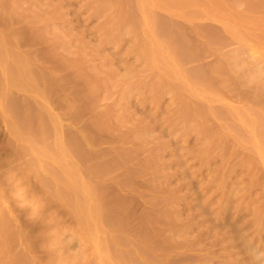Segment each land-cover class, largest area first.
I'll return each instance as SVG.
<instances>
[{"label":"rangeland","instance_id":"rangeland-1","mask_svg":"<svg viewBox=\"0 0 264 264\" xmlns=\"http://www.w3.org/2000/svg\"><path fill=\"white\" fill-rule=\"evenodd\" d=\"M263 141L264 0H0V264H264Z\"/></svg>","mask_w":264,"mask_h":264},{"label":"bare ground","instance_id":"bare-ground-1","mask_svg":"<svg viewBox=\"0 0 264 264\" xmlns=\"http://www.w3.org/2000/svg\"><path fill=\"white\" fill-rule=\"evenodd\" d=\"M235 31H237V30H235ZM263 142H264V141H263ZM259 145H260V144H259ZM261 145H262V144H261ZM261 145H260V146H261ZM256 147H257V146H256ZM261 147H262V146H261ZM261 147H260V148H261ZM263 147H264V146H263ZM260 148H259V149H260ZM262 149H263V148H261V150H262ZM261 150H260V151H261ZM262 154H264V152H263Z\"/></svg>","mask_w":264,"mask_h":264}]
</instances>
